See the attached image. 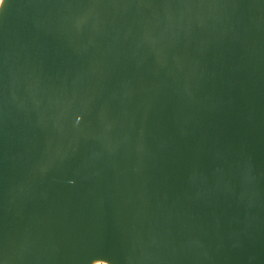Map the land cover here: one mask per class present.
Returning <instances> with one entry per match:
<instances>
[{"label":"water","instance_id":"obj_1","mask_svg":"<svg viewBox=\"0 0 264 264\" xmlns=\"http://www.w3.org/2000/svg\"><path fill=\"white\" fill-rule=\"evenodd\" d=\"M264 264V0H0V264Z\"/></svg>","mask_w":264,"mask_h":264},{"label":"bare ground","instance_id":"obj_2","mask_svg":"<svg viewBox=\"0 0 264 264\" xmlns=\"http://www.w3.org/2000/svg\"><path fill=\"white\" fill-rule=\"evenodd\" d=\"M94 264H101V262H95ZM103 264H107V263L105 262V263H103Z\"/></svg>","mask_w":264,"mask_h":264}]
</instances>
